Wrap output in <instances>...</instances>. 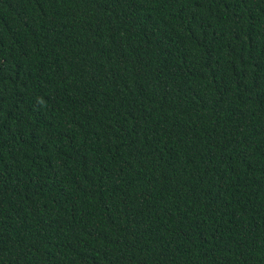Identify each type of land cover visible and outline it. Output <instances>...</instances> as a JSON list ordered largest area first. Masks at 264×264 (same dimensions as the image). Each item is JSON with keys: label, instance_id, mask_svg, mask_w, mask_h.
<instances>
[{"label": "trees", "instance_id": "obj_1", "mask_svg": "<svg viewBox=\"0 0 264 264\" xmlns=\"http://www.w3.org/2000/svg\"><path fill=\"white\" fill-rule=\"evenodd\" d=\"M0 264H264V0H0Z\"/></svg>", "mask_w": 264, "mask_h": 264}]
</instances>
